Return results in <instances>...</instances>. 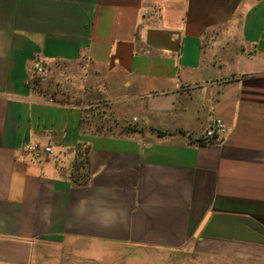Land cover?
<instances>
[{
    "label": "crops",
    "instance_id": "1",
    "mask_svg": "<svg viewBox=\"0 0 264 264\" xmlns=\"http://www.w3.org/2000/svg\"><path fill=\"white\" fill-rule=\"evenodd\" d=\"M214 214L264 226V0H0V264L79 242L264 264L196 234Z\"/></svg>",
    "mask_w": 264,
    "mask_h": 264
},
{
    "label": "rangeland",
    "instance_id": "2",
    "mask_svg": "<svg viewBox=\"0 0 264 264\" xmlns=\"http://www.w3.org/2000/svg\"><path fill=\"white\" fill-rule=\"evenodd\" d=\"M39 86L42 90H48L43 82ZM54 250L50 264H230V261L226 262L218 258L192 259L177 254L141 250L120 243L79 242L76 246L68 243L60 247L59 252L57 248ZM245 262V264H255L252 260Z\"/></svg>",
    "mask_w": 264,
    "mask_h": 264
},
{
    "label": "water",
    "instance_id": "3",
    "mask_svg": "<svg viewBox=\"0 0 264 264\" xmlns=\"http://www.w3.org/2000/svg\"><path fill=\"white\" fill-rule=\"evenodd\" d=\"M196 234L264 246V226L249 216L221 214L208 216L199 225Z\"/></svg>",
    "mask_w": 264,
    "mask_h": 264
},
{
    "label": "built area",
    "instance_id": "4",
    "mask_svg": "<svg viewBox=\"0 0 264 264\" xmlns=\"http://www.w3.org/2000/svg\"><path fill=\"white\" fill-rule=\"evenodd\" d=\"M34 68L38 75H43L45 73L43 68L38 63H35ZM225 132V123L220 118H216L208 124L207 128H205L202 138L206 141H218L225 134ZM26 150L31 153L43 152L44 154L52 152V149L49 146L40 147L38 143L28 144L26 146Z\"/></svg>",
    "mask_w": 264,
    "mask_h": 264
}]
</instances>
